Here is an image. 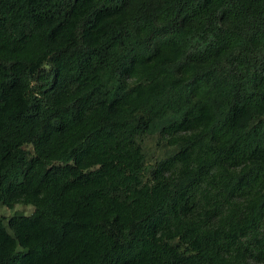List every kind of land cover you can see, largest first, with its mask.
I'll return each mask as SVG.
<instances>
[{"label":"trees","instance_id":"trees-1","mask_svg":"<svg viewBox=\"0 0 264 264\" xmlns=\"http://www.w3.org/2000/svg\"><path fill=\"white\" fill-rule=\"evenodd\" d=\"M0 208V264H264V0H0Z\"/></svg>","mask_w":264,"mask_h":264},{"label":"rangeland","instance_id":"rangeland-1","mask_svg":"<svg viewBox=\"0 0 264 264\" xmlns=\"http://www.w3.org/2000/svg\"><path fill=\"white\" fill-rule=\"evenodd\" d=\"M15 211H21L25 214H29L32 212V208L31 207H23V206H17L14 208ZM0 211H4L6 214L10 213L11 211L4 209V208H0ZM0 215H2V213H0Z\"/></svg>","mask_w":264,"mask_h":264}]
</instances>
